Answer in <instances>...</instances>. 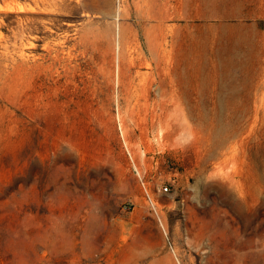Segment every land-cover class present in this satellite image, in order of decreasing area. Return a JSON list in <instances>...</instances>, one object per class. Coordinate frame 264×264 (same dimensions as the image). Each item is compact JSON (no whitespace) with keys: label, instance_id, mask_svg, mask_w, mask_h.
Returning <instances> with one entry per match:
<instances>
[{"label":"rangeland","instance_id":"rangeland-1","mask_svg":"<svg viewBox=\"0 0 264 264\" xmlns=\"http://www.w3.org/2000/svg\"><path fill=\"white\" fill-rule=\"evenodd\" d=\"M0 264H264V0H0Z\"/></svg>","mask_w":264,"mask_h":264},{"label":"built area","instance_id":"built-area-1","mask_svg":"<svg viewBox=\"0 0 264 264\" xmlns=\"http://www.w3.org/2000/svg\"><path fill=\"white\" fill-rule=\"evenodd\" d=\"M167 187H164V189H166ZM144 190H145V193H146V196H147V198L151 201V198H150V195H149V193H148V191L144 188Z\"/></svg>","mask_w":264,"mask_h":264}]
</instances>
